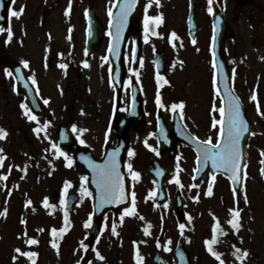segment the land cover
Returning a JSON list of instances; mask_svg holds the SVG:
<instances>
[{"label":"rangeland","instance_id":"1","mask_svg":"<svg viewBox=\"0 0 264 264\" xmlns=\"http://www.w3.org/2000/svg\"><path fill=\"white\" fill-rule=\"evenodd\" d=\"M187 0H160L159 5L155 0H147L145 11L147 16H163V22L157 25V37L147 33L148 40L145 42V34H142V67L151 66L152 52L160 51L168 60L169 71L166 75L171 89L165 92L166 97L172 94L178 100L197 105L205 113V117L210 123L213 118L219 119V112L213 111V105L219 108V98L217 95V85L213 70V61L210 56L208 46L207 26L203 21L202 30L191 42L187 32L188 7ZM116 0H71V11L65 15L69 6V0H17L14 11L19 12V16H11L10 30L14 39L8 40V35L0 33V45H7L12 57L17 61H27L26 73L28 77L35 80V85L39 92L49 102V107L55 115V122L48 123L44 118H39V124L31 121L25 115V109L20 96L14 93L13 82L6 70L0 68V82L6 81L10 89L7 97L0 91V128L7 132L6 138L0 139V155L6 157L3 166L0 167V177L7 176V179H0V213L7 210V214L0 215V264H31V260L15 252L20 248L24 252H36L35 264H127L126 250L129 245L126 243V230L120 220L107 217L103 221L102 233L95 243H91L89 230L85 223L91 216L90 202L80 201L75 206L73 214H68L69 224L62 239L54 237L51 229L57 230L65 227V209L61 200H65L68 194H76L79 189L77 177H81L80 172L75 167L63 169V157L57 158L51 149V143L57 144L56 131L64 123L75 124L78 129L87 131L103 129V121L91 120V117L79 116L70 117V121L62 119L60 112L61 98L60 90L69 85V101L73 100V92H79L76 100V110H82L90 103V93L95 86L93 78H86L78 75L72 77L73 81L67 83L69 75H64L60 70L61 55L69 56L71 53L76 58L75 65L79 73L85 72L84 58L77 53L82 49V41L86 32V23L83 15L89 7L97 8L99 21L107 29L109 21V8L115 9ZM150 5V6H149ZM236 7L232 5L228 8L229 25L233 30V37L224 42V56L227 61L231 75V83L236 90V84L245 83L246 79L252 80V73L264 70V0H251L245 4L240 15L234 16ZM42 16L45 17L41 23ZM202 19L206 20L204 14ZM151 22V21H150ZM155 24V23H153ZM71 29V32L69 31ZM145 31V26H144ZM175 32L177 38H173L171 33ZM70 36V39H69ZM108 37L104 41L100 52L91 59L87 69L88 74L99 75L103 57H106L108 48ZM131 40L125 46V63L130 65L131 61ZM69 53V54H68ZM153 58V54H152ZM182 62V63H181ZM24 64V63H23ZM88 64V63H87ZM141 65V63H140ZM234 70V72H233ZM71 79V80H72ZM148 81V80H147ZM247 86L248 83H246ZM149 88V87H148ZM238 95L242 98L250 97V88H244V84L237 87ZM169 93V96H168ZM90 98V99H89ZM89 110V108H88ZM75 121V122H74ZM45 125L47 127L45 128ZM40 127L42 131L37 134L34 129ZM257 132L262 136L257 145L264 146V130L257 128ZM258 135V136H259ZM92 143V138H87ZM255 140L250 150L248 168L252 167V157L255 152ZM250 166V167H249ZM48 171V172H47ZM46 172H51L53 177L46 178ZM70 182L71 186L65 193V184ZM220 189V188H219ZM60 192L58 199H53L52 193ZM224 192L216 191V197L211 201L208 199L211 210L221 212V197ZM47 198L50 205L55 207L45 208L44 199ZM32 201L29 205L27 202ZM230 201L226 203L228 209ZM26 221L22 223L21 221ZM155 222V221H154ZM92 224V217H91ZM173 225L169 221L168 227ZM113 225L116 233L113 234ZM157 223L152 224L153 232L151 238L144 240L145 245L141 248V254L149 258L153 244L162 233ZM255 229L256 240L262 246L261 237L264 236V227L251 223L247 225V230ZM42 229L43 231H39ZM208 227L200 226V231ZM247 231V232H248ZM26 233V235H25ZM168 234H165V238ZM249 237V233L247 234ZM156 237V238H155ZM34 238L37 244L29 245L26 241ZM164 238V235H163ZM55 240L59 245V254L52 247ZM81 242L87 245V249L81 247ZM148 242V243H147ZM198 243H196L197 245ZM89 246L93 252L90 255ZM253 247H248L247 249ZM254 250H256L254 248ZM104 257L99 259L96 253ZM197 250H194V254ZM18 258L14 261L13 257Z\"/></svg>","mask_w":264,"mask_h":264},{"label":"flooded vegetation","instance_id":"2","mask_svg":"<svg viewBox=\"0 0 264 264\" xmlns=\"http://www.w3.org/2000/svg\"><path fill=\"white\" fill-rule=\"evenodd\" d=\"M213 1L220 4L222 0ZM237 3L243 6L244 0H238ZM194 8L200 30L204 21L209 35L212 15L207 10L208 0H194ZM204 14L206 20L201 18ZM77 53L82 55L85 60L93 55H88L85 49H81ZM73 54L71 53L68 57L65 56L61 62V64L67 65L66 69L60 67L61 71L70 76L66 82L70 83L73 81L72 77L78 75L79 78L81 76L87 79L93 78L95 86L90 93V103L82 110H76L75 104L80 93L74 91L73 100L69 101V92L67 93L69 85L65 84V88L60 90L62 119L70 121V117L74 119V117L78 118L79 116L81 119L82 116L87 117L89 115L91 120H95L94 123L96 120L104 123L103 129L76 133L75 148H87L95 158L100 159L105 151L112 152L116 148L118 143L116 132L121 131L123 133L126 130L128 148L126 154L124 152L122 160L130 180L131 202L133 201L132 193H135L136 214L126 215L122 211L118 216H114L109 211L106 215L114 220L120 218V221L121 216H123L121 223L126 230L125 241L129 245L126 250L129 256L127 264H137V250L142 257L141 248L145 245L144 240L148 241L151 238L153 223H157L160 229L156 230L153 235H158V232L159 235L160 233L162 235L154 242L149 254L150 257H142L143 264H152L153 255L156 252H161L169 264H176V249L179 245H183L188 251L191 264H220V261L209 253L205 244L206 240L213 238V228L217 221L220 229L226 234H222L221 230L217 229L215 234L217 242L212 247L221 254L224 264H264V236L261 237L262 246H259L255 229L247 230V225H251V223L264 227V181L261 176V160L263 158L261 152L264 151V146L257 145L260 143L259 139L263 143L257 128L264 130V115H261L264 113V70L262 73H252V80L249 83L250 97L241 99L245 115L252 128L248 159H250L252 143L256 139L255 152L251 160L255 170L248 168L250 161L247 159L244 170V173H247L246 178L244 177V186L240 192L234 194L228 179L224 175H216L213 180V174L206 167H202L199 172L195 171L199 168L197 164L198 146L193 138H199L203 141L211 137L213 143H216L218 127L215 129L212 127V123L208 121L199 106L183 102L175 97L164 96L168 90L166 86L168 82H165L164 75H159L164 79L158 82L157 74H153V66L148 68L139 66L134 69L127 66L123 88L117 99L116 89L109 78L111 66L108 62L104 63L103 71L99 75L97 73H79L76 70V58ZM134 80H137L140 85L142 100L141 105L132 107L130 85ZM157 94H159L164 108L157 105ZM253 94L257 96L259 112L257 111V101L251 99ZM181 102L184 103V108L177 109L174 114L171 111V105ZM221 106L219 101V107ZM181 112H183L182 117L180 116ZM71 123L72 121L68 124ZM161 127L164 129L163 135H161ZM78 135L79 139L77 138ZM90 137L92 143L87 140ZM80 139H83L85 143L81 144ZM145 141H147V145ZM129 151L134 152V155L129 156ZM68 154L73 156L74 148L70 149ZM121 155L118 153L116 159L118 160ZM128 164L132 165V171L140 173L138 179H133ZM80 174L81 177H77L76 184L79 188L77 196L81 201L85 198L90 199L93 212V193L87 188V182L81 180L87 175L86 173ZM177 179H179L180 184L176 183ZM210 183L212 185L211 196L207 195ZM192 185H196V187H192ZM81 188L86 189V193L83 195H81ZM218 190L224 192L220 202L223 210L220 213L208 209L209 203H207L210 197L212 198L211 201L216 197L215 194ZM152 192L156 195L150 196L149 194ZM245 194L247 195V202L244 199ZM176 198H180L183 203V213L179 209ZM228 201H230L231 207L228 205V209H225ZM132 206L133 204L130 208ZM237 207L240 210L238 232L227 222L233 218L229 210ZM169 221H172L173 225L168 227ZM179 222L185 225L183 231L179 227ZM205 225L208 227L209 234L205 230L200 231V226L204 227ZM146 227L149 228L150 234H145L144 229ZM248 233L249 237L247 236ZM165 234H168L166 238ZM169 240L171 244H168ZM196 243L198 244L196 245ZM247 245L253 248L247 249ZM167 248H170L171 251H167ZM195 249L197 250L196 254H194ZM236 249H241L242 252L246 251L247 257L243 258L242 261L238 259L237 256H242V252L236 253Z\"/></svg>","mask_w":264,"mask_h":264},{"label":"snow or ice","instance_id":"3","mask_svg":"<svg viewBox=\"0 0 264 264\" xmlns=\"http://www.w3.org/2000/svg\"><path fill=\"white\" fill-rule=\"evenodd\" d=\"M160 0H155V3L159 5ZM136 4V0H123L122 5L119 8V16H118V23L115 25L116 28V33H115V39L116 43L112 46L109 47V52L117 55L118 54V49H119V43H120V38L123 32V29L127 23L128 15L132 11L133 7ZM150 6V5H149ZM0 7H3L2 3H0ZM208 12L210 14H215L213 10V0H208ZM71 11V0H69V6L68 9H66L65 15H69ZM23 8L19 10V12L13 11L11 14L13 16H19L22 14ZM87 14V13H86ZM108 14L111 17L113 15L112 9L109 8ZM153 22L155 24H160L163 22V16L157 15V16H145V42L148 40L147 33L149 31L148 28V23ZM0 31H3V29H0ZM71 32V29H69ZM112 33L110 32L109 35ZM155 35H159L158 33H153ZM171 36L173 38H177V34L175 32L171 33ZM12 38V33L11 30L8 32V40L10 41ZM70 39V36H69ZM213 41H215V36L213 37ZM195 43V41H193ZM215 57V53H213ZM104 60H107L108 57H103ZM24 66H28V62L24 61ZM182 63V62H181ZM143 65V61L141 60V66ZM84 66L88 67L89 65L87 64V61L84 62ZM215 66V64H214ZM61 68H67L66 64H61ZM18 72L19 69H16ZM111 71V70H110ZM8 76H12L13 72L11 70H6ZM234 72V70H233ZM164 79L163 77L157 75V80L158 82L160 80ZM167 83V81H165ZM33 83H35V80H33ZM225 91L228 92V101H227V107L221 106L218 109L216 108L215 105H213V111L219 112V119H216L215 117L213 118L212 121V127L215 129L218 127V135H217V142L213 143L212 138L209 137L207 140H199V138H193L194 141L197 143L198 146V156L197 160L198 162H203L207 163V161H211L213 168L216 169H223L225 172L231 173L230 179L233 181L234 184H241L243 183V180L241 178V170H242V161H243V154L241 151V140L242 137L245 133L249 132V124L248 121L244 118V115L241 110V103L240 100L237 96L233 95L230 91L227 89V85L225 86ZM220 90L217 89V95H219ZM253 101H257V96L253 94L251 97ZM47 102V101H46ZM156 103L160 108H164V104L161 102V98L159 94H157L156 97ZM22 108L25 109V115L28 116V119L31 121H36L37 124H39V120L36 115H34L31 110L28 108L27 104H22ZM184 108V103L181 102L179 104L173 103L171 105V111L175 114L177 109H183ZM257 111L259 112V102L257 101ZM261 115H264V113H261ZM180 116H183V112L180 113ZM47 125H45V128ZM34 131L39 134L42 129L40 127H37L34 129ZM71 131L73 133L80 134L84 131H87V129H78L75 124L71 126ZM164 129L161 127V135H163ZM253 135L255 133H252ZM7 132L3 129L0 128V139L6 138ZM79 139V135L77 136ZM63 139H67V135L63 137ZM80 143L84 144L85 141L83 139H80ZM147 145V141H145ZM51 149L53 150V154L57 156V158L63 157L64 160L67 162V166L71 167L73 160L72 157L68 155V153L64 152L56 143H51ZM155 151V149H153ZM3 150L0 149V153H2ZM129 156L134 155V152L129 151ZM118 155L117 152H112L108 156V160L104 164H94L91 160H88L89 166L92 168L93 172L95 173L96 176V184L97 188L100 190L101 196H100V202L101 205L104 203H119L125 199V190H124V182H123V177L121 173L119 172L118 168V162L116 160V156ZM159 155V153H157ZM261 155L264 156V151L261 152ZM84 158V157H82ZM6 159L5 156L0 155V167L3 166V161ZM261 164H264V160H261ZM246 168V165H244ZM128 169L132 174L133 179H138L140 177L139 172H134L132 171V165L128 164ZM195 171L199 172L200 169L197 168ZM261 174L264 175V168L261 169ZM247 173H244V177L246 178ZM0 179H7V176L0 177ZM212 179H215V176L213 175ZM82 182H87L88 177L84 176L81 178ZM177 184H180L179 179L176 180ZM71 186L70 182H66L65 184V193H67V189ZM183 187V185H181ZM192 187H196V185H192ZM237 191V188H233V193L235 194ZM86 193V189L81 188V195ZM90 195V193H88ZM150 196L156 195V193L152 192L149 194ZM207 195L211 196L212 195V185L211 183L208 186L207 190ZM133 201H132V208H126L124 210V213L126 215H135L136 210H135V193H132ZM245 202H247V195L245 194L244 196ZM29 205L32 203V201L27 202ZM62 204H66L65 200H61ZM43 205L45 208L49 207H55L54 205H50L48 202V199L45 198L43 201ZM167 207V205H165ZM232 219L228 220V224L231 225V227L238 232L240 228V210L237 208L230 209L229 210ZM7 214V210L5 209L3 213H0V215H5ZM143 219V217H141ZM189 219H191L189 217ZM123 220V216H121V221ZM22 223H26V221H21ZM69 224L68 221V213L67 210L65 211V227L57 230L56 228H52L51 232L54 237L59 236L61 239L63 237V234L67 230V226ZM91 226V216L89 217V220L85 223V227H90ZM151 227V225H149ZM180 229L183 231L185 225L180 224ZM217 229H220L219 222L217 221L216 225L213 228V238L211 240H206L205 244L207 246V250L211 255H213L218 261H220V264H224L223 260L221 259V254L215 251L212 247L213 244L217 242L216 240V232ZM221 230L222 234L223 230ZM39 231H43L42 229H39ZM145 234H150L149 233V228L146 227L144 229ZM113 234L116 233V227L113 225L112 228ZM26 235V233H25ZM27 244L29 245H34L37 244L38 241L34 238H30L26 241ZM135 243V242H134ZM168 244H171V241H168ZM52 247L57 250V254H59V245L58 243L53 240L52 241ZM81 247L87 249V245H84L83 242H81ZM158 247H159V242H158ZM235 247V246H234ZM167 251H171L170 248L166 249ZM15 252L19 255L25 256L31 260V264H35V260L33 259L36 257L38 254L36 252H24L20 248H16ZM241 249H236V253H241ZM235 254V253H234ZM97 257L101 260L104 259L102 255H100L99 252L96 253ZM179 255L183 257L184 253L180 252ZM248 253L246 251L242 252V256L238 255L237 258L243 260V258L247 257ZM17 257H13V260L15 261ZM136 259H137V264H143V258L140 256L139 251L137 250L136 253ZM77 264H80L78 261ZM91 264V262H89Z\"/></svg>","mask_w":264,"mask_h":264},{"label":"water","instance_id":"4","mask_svg":"<svg viewBox=\"0 0 264 264\" xmlns=\"http://www.w3.org/2000/svg\"><path fill=\"white\" fill-rule=\"evenodd\" d=\"M232 0H226L225 3L228 4ZM123 0L119 1V5L117 7L116 13L113 15L111 24H110V30H111V35H112V41H111V46L116 43L115 39V33H116V28L115 25L118 23V16H119V8L122 5ZM0 3H2L3 7H0V25L3 26L4 29H7L9 27V14H10V9L13 3V0H0ZM143 3L144 0H136V4L133 7L132 11L128 15L127 23L123 29L121 38H120V43H119V49H118V54L114 55L109 52V56L112 58L113 61V66L115 67L114 69V75L117 76L116 83L118 86H121L122 83V76H123V62H122V49L123 45L126 39L127 34L129 33L130 30L134 31L135 34V48H134V60H138L139 58V53H140V28H141V16H142V11H143ZM193 14L191 15L190 21L193 23ZM97 17V11L92 10L89 12L88 15V24H89V44L90 46V52L98 49L99 43L102 40L103 37V29L99 25V22L96 20ZM215 25L217 28V31H215V41L213 42V53H215V63H216V74H217V79H218V84H219V90L221 93V96L223 97V100L225 102V106L227 107V101H228V92L225 91V86L227 85L228 91H230L233 95L236 96L234 93L233 88L230 85V78H229V72L227 65L225 63V60L223 58V51H222V42L224 40V35H227L230 37L232 35L231 31L229 30L228 24H227V17L225 16L224 19L221 18L220 14L217 12L216 17H215ZM195 30L192 31V34L194 33ZM192 36V35H191ZM214 56V55H213ZM162 55H157L156 56V66L157 70L159 72H163L165 70V63L162 62ZM0 64H6L13 72V75L16 79V86L19 92H23L25 95V102L27 105L30 107L31 111L36 114L40 115L42 113L46 114L49 118L50 121H52V115L47 111L45 106L42 104L41 100L39 99L38 95L36 94L34 88L31 86L29 81L27 80L23 68L21 65L15 63L7 49L1 48L0 49ZM16 69H19L17 72ZM1 90L3 93H7V89L5 86V83L1 84ZM60 136V143L64 144L66 146H70L72 144V135L69 133V130L66 128H61L60 131L58 132ZM67 135V139H63V137ZM249 137V132L245 133L242 137L241 140V151L243 154V161H242V168L244 164V158H245V152H246V142ZM68 138L70 139V143H68ZM67 140V143H66ZM105 163V162H104ZM216 171L219 172H224L226 173L229 177L231 176V173L225 172L223 169H216ZM242 172V170H241ZM95 175V173L93 174ZM232 181V180H231ZM233 183V181H232ZM234 184V183H233ZM94 182H90V186H94ZM57 194H55V197ZM77 201V198L74 196H70L67 203L66 207L69 210V212L73 211V206L75 202ZM123 201L119 203H104L101 205L100 202V197L96 199V209H95V223L92 226L91 229V237L92 240L94 241L98 235H99V230H100V222L103 217L104 212L108 208H114L117 211L122 208L123 206ZM156 264H164L162 262V258L159 254L156 255L155 258ZM180 264H190L189 260L185 255L183 257L180 256Z\"/></svg>","mask_w":264,"mask_h":264}]
</instances>
